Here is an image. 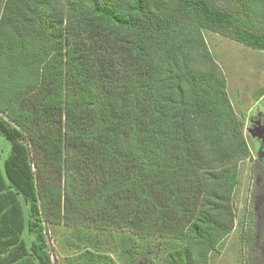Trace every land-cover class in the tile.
<instances>
[{
	"label": "trees",
	"instance_id": "1",
	"mask_svg": "<svg viewBox=\"0 0 264 264\" xmlns=\"http://www.w3.org/2000/svg\"><path fill=\"white\" fill-rule=\"evenodd\" d=\"M207 31L264 51V0H0V264H53L50 225L209 264L250 150Z\"/></svg>",
	"mask_w": 264,
	"mask_h": 264
},
{
	"label": "rangeland",
	"instance_id": "2",
	"mask_svg": "<svg viewBox=\"0 0 264 264\" xmlns=\"http://www.w3.org/2000/svg\"><path fill=\"white\" fill-rule=\"evenodd\" d=\"M205 39L226 75L227 91L238 116L247 117L257 111L264 115V51L251 49L211 31L205 32ZM244 136L246 141L250 140L247 133ZM1 144L7 152L8 142L3 138ZM248 147L249 150L253 149L252 145ZM252 153L254 151L250 150V156ZM239 168L240 183L235 189L233 204L236 216L234 226L218 250L210 254L209 264H245L246 250L242 237L250 239L249 243H254L252 239L256 236L258 239V233L261 234L257 227L264 220V194H255V179L250 174L248 159L240 163ZM71 234L72 229L63 225L48 227L53 264H75L77 254L86 248V240H76L74 244V241H68L67 237L72 238ZM92 234L99 245L98 252L108 256L115 264H125V256H121L117 238L111 240L101 234ZM259 237L260 241L263 240L262 246H257L256 249L264 257V233Z\"/></svg>",
	"mask_w": 264,
	"mask_h": 264
},
{
	"label": "flooded vegetation",
	"instance_id": "3",
	"mask_svg": "<svg viewBox=\"0 0 264 264\" xmlns=\"http://www.w3.org/2000/svg\"><path fill=\"white\" fill-rule=\"evenodd\" d=\"M248 118V119H247ZM245 128L244 133L250 137L247 140L248 146L252 145L253 149H250L251 154L248 157L249 171L252 177L255 179V194H264V115L260 112H254L253 114L244 117ZM264 197V195H263ZM261 234L264 233V220L259 223ZM259 236L261 235L258 233Z\"/></svg>",
	"mask_w": 264,
	"mask_h": 264
}]
</instances>
